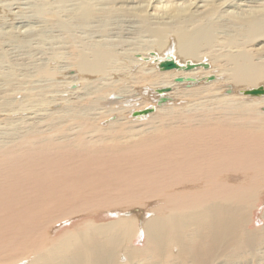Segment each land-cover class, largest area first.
Here are the masks:
<instances>
[{"label": "bare ground", "instance_id": "6f19581e", "mask_svg": "<svg viewBox=\"0 0 264 264\" xmlns=\"http://www.w3.org/2000/svg\"><path fill=\"white\" fill-rule=\"evenodd\" d=\"M185 1L188 0H149L146 4L145 7H151L155 13L160 9L164 22L169 20L159 31L152 30L151 34L159 38L158 48L133 47L126 52L125 59L119 48L116 50L111 45L99 44L86 51L75 46L71 49L69 58H66L78 76L77 82H87L88 89L72 88L66 110L80 107L87 115L100 114L101 119L106 116V125L98 126L96 131L114 127L119 134L109 137L86 131L83 139L75 140L71 132L74 127L71 126L54 138L52 133L58 131L59 125L52 116L44 125L31 116L23 130L14 136L12 134L9 144L0 149V250L9 253L18 248L30 250L33 259L29 264H116L117 257L123 252L129 260L134 253L148 258L155 252H161L164 258L170 256L181 261L180 256H189L193 264H215L218 258L231 259V262L243 258L253 248L256 250V245L259 248V243H263L264 229L252 232L246 228L245 208L249 207L247 203L251 194L254 195L253 192L264 185V113L259 110L264 108V95L253 97L249 102L242 99L246 95L243 94L245 88L261 86L259 82L264 79V64L255 63L257 58H254V54L264 53V1L248 9L244 17L238 18L233 11L242 28L235 29V34L225 33L223 36H219L220 30H227L230 21L223 22L213 17L219 11L220 2L208 1L211 4L206 10H197V7L189 8ZM124 12L139 16L143 11L127 9ZM91 18L92 12L84 11L75 22L80 25L83 19ZM169 29L178 32L179 46L184 53L182 58L176 57L172 42L173 45L166 44L162 39V31ZM241 36L247 37L246 42L243 43ZM242 46H250L251 49ZM239 47L241 50L234 51ZM168 54L181 64L186 61L212 62L224 78L218 80L215 76L213 81L207 80L210 65L206 69L199 66L191 70H160L158 64ZM136 64L141 66L135 69L133 66ZM125 68L134 71H120ZM91 77H96L92 81L103 79V82L93 87ZM129 77L133 79L134 86L168 87L169 91L161 95L166 97L165 104L157 109L153 106L155 110L148 114L133 116V112L141 109H136V102L130 100V94L134 92L130 93L125 84L121 85V80H130ZM68 83L74 84L73 80ZM228 88L234 90L233 94ZM6 95L9 96L5 90H0V98L5 100ZM112 95L116 96L119 104L112 103ZM80 100L83 104L78 105ZM100 104H103L99 106L101 109L108 108L93 113ZM151 106L146 105L145 108ZM113 112L118 116L109 120ZM124 113L135 119H127ZM70 116L73 117L74 113ZM143 116H148L146 121L137 120ZM89 118L96 119L94 116ZM185 174H192L190 183L173 182ZM125 184L141 189H150L151 186L167 188L161 194L157 192L160 195L150 196L149 199L154 200L144 204L169 211L166 215L156 213L158 216L148 218L144 209L130 207L136 211L132 217L129 215L130 218H118L100 225H84L85 230H68L56 236L50 247H44L42 240L35 236L37 230L33 234L29 226L44 216L50 205L56 206L59 201L62 212L65 211L64 217L73 212L75 208L68 211L61 206L72 201L71 195L86 197ZM68 196L69 200L66 199ZM37 226L38 223L33 230ZM136 233L146 238L147 245L142 250H126L125 243ZM172 246L177 248L175 252ZM252 255L255 256L254 253Z\"/></svg>", "mask_w": 264, "mask_h": 264}, {"label": "rangeland", "instance_id": "374dc122", "mask_svg": "<svg viewBox=\"0 0 264 264\" xmlns=\"http://www.w3.org/2000/svg\"><path fill=\"white\" fill-rule=\"evenodd\" d=\"M117 1L115 0L114 2V0H76V1L75 0H0V90H5L6 94H9V96L6 95L5 100L4 98H0V149L2 147H5L7 144H9V140L12 139V134L14 136L19 130H23L25 125H28L27 120L31 121L30 118L32 117H34L38 121L41 120L39 121V123H41L42 125L46 123L47 119L50 116L54 117L56 119V122L59 125L58 131L54 130L52 133L54 138H57L61 134L65 133L67 129L71 126L74 127L73 131L71 132H72L73 139L75 140L83 139L86 131L89 132V134L90 133H94V135L98 134V136H100L101 134H104V135H109L110 137V135L119 134V132H117L116 128L114 127H107V128L101 129L98 132L96 131V128L98 126L104 127L106 125V122H107V120L105 119L106 116H103V119H101L99 118L100 114L87 115L86 113H84V110L80 107H73V111H69V110L67 111L66 106H65V105L69 106L68 99L69 97L71 98L72 96V94H70V91L73 92L72 91L73 89H78L80 87L82 89V90L80 89L81 91H86L88 89L87 82L80 81V80L78 81L79 83L77 82L78 76L76 75V72L74 71V69H72L73 66L70 63L69 59H67L69 58V55H70L69 52L71 51L72 48L78 47L79 50L83 49L84 51H86L90 47L97 46L99 44L106 45V46L111 45V46H115L116 50H118L119 48V52H122L121 54L123 55V58H124V55H126V52H128V50L129 51L132 50L133 47H137L140 49H146L147 47H150V46H155L156 48H158L159 46L157 44V41L159 40V38L157 36L152 35L153 34L152 30L159 31L160 30L159 28L162 26V24L167 23L169 21L167 20V22H164L165 18L160 15L161 14V12H159L160 9L158 12H156L157 15L155 16L156 13L151 7L150 8L145 7L146 4H149V0H131V1L130 0H122V1L117 0ZM150 1L152 2L153 0H150ZM208 1L220 2L219 11L216 13L215 16H213L215 17V20H219L223 22L230 21L228 23H229V26L231 25L230 26L231 28L229 26L227 30L226 28H223L220 30L221 31L219 33L220 35L218 34L219 36H223L222 34H225V33L235 34L236 30L241 29L242 23L240 22V19L239 20L237 19V16L238 18L242 15H243L242 17L246 16V14L248 13L247 12L248 9L258 6L260 2L264 0L262 1L261 0H254V1L253 0H246V1L245 0H238V1L229 0L228 2L227 0H222L224 3H221L222 2L221 0H207V1L206 0H188L187 2L185 1V4H187L189 8L197 7V10H201V9L206 10L208 5L211 4L210 2L207 3ZM136 3L138 4L136 5ZM197 3H198V6L196 5ZM224 4L227 5L228 7L225 6ZM121 5H123L124 7ZM140 5L141 7H139ZM114 8H116L117 11H115ZM121 9L123 11H121ZM127 9L128 11H131V9L132 10L138 9L143 12H141L139 16L138 15L136 16V14L128 15L127 12H124ZM150 9L152 10V12ZM222 9L224 11L226 10L227 14L226 12H223ZM243 9L244 11H241ZM227 10L229 11V14ZM84 11L88 13L92 12L93 18H91V20L83 19V23L79 25L78 23H76L77 22L76 19L79 17H82V14L84 13ZM233 11L237 14V16ZM219 13L220 14L222 13V14L219 15ZM232 13L235 14L234 17H232L233 16ZM153 17H154V20H153ZM159 17L161 20L163 19V21H161ZM157 20L159 23L157 22ZM155 21L158 24H156ZM232 22H234V26ZM157 25L158 26L160 25V26L158 27ZM232 27H234V29ZM229 28L234 31H231ZM162 32H164L163 38H162L164 40V43L168 44L172 42L174 45L172 43L171 45L175 46L176 48L175 50L176 57L182 58L183 51L181 50V47L179 46L178 34H176L178 32H176V29H169V30L162 31ZM165 32L168 35L165 34ZM72 35H75L74 38L73 37L71 38ZM153 37H156V38H153ZM150 38H152L154 41ZM242 38H244L242 40L243 43L244 41L246 42L247 37L241 36V39ZM71 43L73 44V46ZM154 43L157 45H154ZM163 46L164 44L160 45V47H163ZM243 48L251 49L250 46L243 47ZM221 49L223 50L224 48H221ZM235 50L239 51L241 50V48L239 47V49L237 48V49H234V51ZM135 55L136 54L134 53L133 56ZM254 58H257L255 59L256 60L255 63L260 64V65L264 64V53L254 54ZM180 62H183V61H180ZM192 62H196V61H192ZM208 63L210 67L212 66L210 68L212 73L210 72L209 76L212 75L213 79L211 80L208 76L207 80L213 81L214 78L216 77L219 78L218 80H222L224 78V75L219 72L217 67L212 62H208ZM139 66L141 65L136 64L133 67L136 69ZM127 70L131 72L134 71L128 68L122 69L120 71L126 72ZM10 71L11 73H9ZM156 71H159V70L156 68ZM7 77L9 79H7ZM94 78L96 79V77H91L90 78L91 81ZM129 79L130 80H126L124 82L123 80H121V85L125 84L127 86V90H130V93L131 91H133L134 93L138 92V94H134V93L130 94V96L131 95L133 96V97L132 96L130 97L131 98L130 100L133 102H136L135 103L136 109H142V108H145L146 105H151V104L152 106L155 107V109H157V107L165 104V102L157 104L158 102L156 98L159 99V97H156L155 95L157 94L158 96H160L156 92L158 88L151 87V86L144 85V84L134 86L135 83L134 81H132L133 79L131 77H129ZM69 80L70 81L73 80L74 84L68 83ZM74 80L77 82V84ZM111 81L113 80H110L109 82ZM6 82L7 83L9 82V83L7 84ZM99 82H103V79L93 80L91 82V86L93 87L98 86L97 84H99ZM104 82H107V79ZM61 84L62 86H60ZM222 84L223 83H220L219 85H222ZM259 85L264 87V79L260 80ZM10 86L13 87L12 88L13 90L11 89ZM123 86H121L122 89H123ZM124 89L126 90V88ZM230 90H228L229 93L231 92V94H233L234 90L232 91ZM42 93L44 94V97ZM28 95H32V97H29ZM39 96L45 99L43 100ZM259 96H262V95H259ZM82 97H86V95H82ZM112 97H113L111 100L112 103L113 104L117 103L116 101L118 100L115 99L116 96L112 95ZM135 97H137L136 100H134ZM253 97H258V96L245 95V98L242 100L249 102V101H252L251 99H253ZM46 100L49 102H47ZM10 101L12 104L10 103ZM42 101H45L46 103L41 104L40 102ZM77 104L78 105L83 104V101L80 100L79 103ZM117 104H119V102ZM10 105H13V107ZM101 105L103 106V104L97 105V107H95L96 109L93 110V113H97L95 111H98V110L104 111L103 109L108 108V106H105V108L101 109L100 108L102 107ZM62 106H63V109H61ZM259 110L260 112L264 113L263 107H261ZM9 111L11 112L10 115H9ZM28 112L30 113V115ZM72 113H74L73 117L70 116ZM124 115L127 119H130V120L135 119L134 117L131 116V114L124 113ZM91 116L96 117V119H90L89 117ZM117 116H118V113L113 112V115L109 118V120H113ZM147 117L148 116H143V117H140L141 119L138 118L137 120L146 121ZM192 180H193L192 174H185L182 177L174 180L173 182L188 184ZM132 187L133 186L126 185V184L125 186L109 187L106 190L99 191L95 193L94 195H90L86 197H83L84 195L82 196L81 194H79L80 196L71 195L70 197L74 199V200L72 199V201L69 200L70 197L68 196L66 197V199H68L70 202H67L66 204L61 205V206L66 207L68 211L73 210L75 208L73 212H69L66 215V217H64L65 211L62 212L60 208L61 202L59 201L57 202L58 205L56 206L50 205L47 208L44 216H42L40 219L32 221L29 226L33 234L37 230L36 233L38 234L35 233V236L36 237L38 236L37 238L40 239V241L42 240L41 242H43V246L50 247L52 241L55 239L56 236L60 234H64L68 232V230L69 231H75L77 229L85 230L86 225H90V226L100 225V224L108 223L113 220L115 221V219L117 220L118 218H123V219L130 218L134 215V212H136V211H133V209L130 207L138 206L139 208L144 209V211L147 213L146 217L148 218L154 215L158 216L156 213H162V215L167 214V211H169V209L167 208L165 209L156 208L155 209L150 206L148 207L146 205V204H149V201H151L150 199H153V198L149 199L150 196L160 195L163 191L167 190V188H164V187L156 188L154 186H151L150 189H141L139 187H134V188ZM157 192H159L160 194H157ZM253 194L254 195L251 194V197H249L248 199L247 207L248 206L249 207L245 208V213H246L247 220H248L246 228L252 232H257L259 231V229H264V185L258 190L254 191ZM126 208L127 209L129 208V209L126 210ZM152 211H155V214L152 213ZM37 223H38V226L33 230V227ZM119 228L120 227H118V229ZM130 238L128 239V241L126 240L127 241L125 243V246L127 245L126 250H132V249L142 250L147 245L146 238H144L142 235L141 236L138 235V233H136V235H133V236L131 235ZM259 245H260L259 248L256 245V250L255 248H253V250L255 251L253 252L252 250L250 254L248 253L243 258H238L237 260H234L232 262H231V259L218 258L215 264H264V239H263V243L261 242L259 243ZM175 248L172 246V249H174V252H175ZM252 253H254L255 256H253ZM176 254L178 255L177 251H176ZM162 255L163 254L161 252L160 253L155 252L154 255L147 256L148 258H146V256L144 257V255L142 257L134 253L133 254L134 257L131 260H129L128 255L123 252L120 254L119 257H117L116 264H172L171 263L172 260H174L173 264L175 262L177 264L179 263L188 264V261L193 264V261L189 260L192 257H189V256L184 257L185 258L184 259L180 255H178L180 256V259H181L180 261L179 259L176 258L177 259L176 260L174 258H171L170 256H169L170 258L169 257L166 258L167 256L164 258L165 255L164 256ZM30 257H31L30 250H27L24 248H18L16 250L11 251L10 253L7 250H0V264H29L31 263V260L33 259V257L31 258ZM249 258L250 259L253 258V259L250 260Z\"/></svg>", "mask_w": 264, "mask_h": 264}, {"label": "water", "instance_id": "95a60500", "mask_svg": "<svg viewBox=\"0 0 264 264\" xmlns=\"http://www.w3.org/2000/svg\"><path fill=\"white\" fill-rule=\"evenodd\" d=\"M144 60H148V58H144ZM203 67L207 68L209 67V64L207 62H190L186 61L185 63H179L177 62L174 57L171 56V54H168L159 64L158 68L160 70H191L195 67ZM210 79H213V76H209ZM177 81H181V78H177ZM164 91H169L168 87L164 88H158L157 93L160 94V97L158 99V103H163L166 101V97L161 96ZM243 94L249 95V96H259V95H264V87L263 86H255L251 88H246L243 90ZM153 106L147 107L138 111L133 112V116H139V115H145L148 114L153 110Z\"/></svg>", "mask_w": 264, "mask_h": 264}]
</instances>
